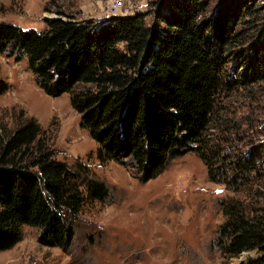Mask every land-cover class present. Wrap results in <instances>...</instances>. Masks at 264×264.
Instances as JSON below:
<instances>
[{
  "label": "trees",
  "instance_id": "obj_1",
  "mask_svg": "<svg viewBox=\"0 0 264 264\" xmlns=\"http://www.w3.org/2000/svg\"><path fill=\"white\" fill-rule=\"evenodd\" d=\"M210 1L153 0L150 25L145 12L95 21L59 10L42 31L0 22V54L24 59L44 94L68 95L100 162L146 181L192 152L209 181L234 191L256 175L255 147L225 165V144L212 141L210 129L224 90L264 77V20L257 0H219L214 9ZM6 89L0 80V93ZM20 117L10 128L0 124V251L22 226L39 230L40 245L65 251L73 217L84 201H103L107 188L84 164L54 159L38 123ZM244 201L235 194L218 201L214 243L225 259L257 249L244 264H264V211Z\"/></svg>",
  "mask_w": 264,
  "mask_h": 264
},
{
  "label": "rangeland",
  "instance_id": "obj_2",
  "mask_svg": "<svg viewBox=\"0 0 264 264\" xmlns=\"http://www.w3.org/2000/svg\"><path fill=\"white\" fill-rule=\"evenodd\" d=\"M108 1L0 0V22L42 31L44 18L58 17L57 10L100 21L108 17ZM152 1L125 0L126 8L130 5L127 15L145 12L150 25ZM218 2L211 0L210 9ZM256 5L262 8L264 20V0H257ZM123 13L122 9L120 16ZM0 80L7 85L0 93V124L10 128L18 116L32 117L54 159L69 167L84 164L87 177L107 188L103 201H84L73 217L74 236L67 250L40 245L39 230L22 226L18 241L0 251V264H244L259 255L254 249L225 259L214 239L222 220L218 201L223 197L235 194L254 212L259 207L264 211V77L224 90L216 105L211 139L220 138L225 144L223 151L219 149L225 165L255 147L251 153L256 175L248 173L249 181L241 179L234 191L209 181L204 165L192 152L168 159L155 176L139 181L113 160L96 158V143L79 127V115L68 95L44 94L34 84L24 59L0 54Z\"/></svg>",
  "mask_w": 264,
  "mask_h": 264
},
{
  "label": "built area",
  "instance_id": "obj_3",
  "mask_svg": "<svg viewBox=\"0 0 264 264\" xmlns=\"http://www.w3.org/2000/svg\"><path fill=\"white\" fill-rule=\"evenodd\" d=\"M128 8L125 6V0H109L105 5V16L115 17L120 16L121 10H124L123 15L127 14ZM126 10V12H125Z\"/></svg>",
  "mask_w": 264,
  "mask_h": 264
},
{
  "label": "water",
  "instance_id": "obj_4",
  "mask_svg": "<svg viewBox=\"0 0 264 264\" xmlns=\"http://www.w3.org/2000/svg\"><path fill=\"white\" fill-rule=\"evenodd\" d=\"M49 18H57L56 15H51V16H48Z\"/></svg>",
  "mask_w": 264,
  "mask_h": 264
}]
</instances>
